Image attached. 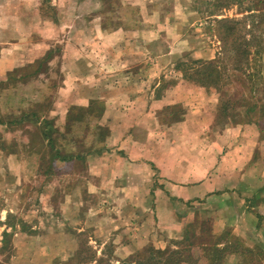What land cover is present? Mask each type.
I'll use <instances>...</instances> for the list:
<instances>
[{"label":"crops","instance_id":"obj_1","mask_svg":"<svg viewBox=\"0 0 264 264\" xmlns=\"http://www.w3.org/2000/svg\"><path fill=\"white\" fill-rule=\"evenodd\" d=\"M147 2L141 0L133 19L118 26L116 19L102 16L97 0H78L72 12L66 10V19H40L41 28L30 32L39 34L41 50L20 55L19 63L8 67L6 45L0 47L1 82L19 69L36 73L0 84V104L6 106L0 109V194L12 187L20 191L14 208L4 203L0 208V264H74L76 252L84 250L81 236L88 232L111 235L112 249L122 257L148 244L164 248L167 238L199 215L194 208L178 220L185 203L206 209L213 234L228 232L241 242L220 264H264L260 119L218 121L217 89L186 82L173 67L188 46L191 58L214 60V41L178 32L163 39L170 47L161 48L166 35L159 31L169 19H154L155 10L164 15L165 8ZM197 4L193 0L190 9L196 11ZM148 9L140 18L139 11ZM227 9L222 5L215 16L224 17ZM5 31L0 29V42L7 40ZM54 39L60 50L38 67ZM169 70L172 86L148 81L152 72L168 77ZM172 105L181 108L179 115L162 121L158 111ZM55 153L66 159H51ZM153 171L164 192L154 191L151 210ZM51 183L58 187L61 220L43 225L40 213L55 214L52 195L41 191L46 211L35 214L22 208V192ZM93 242L88 243L95 257L86 264H97L104 253L106 241ZM241 247L260 256L251 263ZM122 257L111 263L120 264ZM197 264L210 263L201 257Z\"/></svg>","mask_w":264,"mask_h":264},{"label":"rangeland","instance_id":"obj_2","mask_svg":"<svg viewBox=\"0 0 264 264\" xmlns=\"http://www.w3.org/2000/svg\"><path fill=\"white\" fill-rule=\"evenodd\" d=\"M81 1L83 3L93 2V0ZM140 1L141 0H97V3H99V5L102 7V16L104 18H114L116 19V22L120 23V25L118 26H121V23L125 22L126 19H133L134 12H136L134 11V8L137 7ZM192 1L193 0H149V4L146 0L148 5L150 6L157 4L158 7H162L163 9L165 8V11L162 10V12H165L164 15H161L159 10H155L156 15L154 16V19H160L161 21L163 19H169L168 25H164L165 27H163V29L159 31L160 34L166 35L162 37L160 47L164 48V46L168 44L167 41L163 39H170V36L172 38L176 34L179 35V33L186 35H195L198 33L200 39L201 35L211 36L210 38L214 41V48L218 52V56L214 60H210L213 61L211 64L207 63L209 60H205L202 58L200 60H196L191 58L189 56L191 48H189L188 46V49H184V52H186V54L182 56L183 58H179L177 61L175 60V62H173V67L183 72L182 79L184 81L195 83L206 88H214L213 85L208 86L204 84L208 81L207 79L209 74L207 72L214 71V68H216V70L221 73L223 81H227L228 83L233 81L232 84L228 86L230 88V92L229 94L227 93L231 100H235L238 102L243 97H245L250 102L255 101V96H260H258V94H255V96H253L254 93H250L249 91H247L244 95L243 87L241 88L240 84L235 82L234 79H236V76L238 77L241 74L242 70L240 67L244 69V72L246 71V73H250L253 75L259 69L260 65L264 78V0H194L195 2H198V8L196 9V11L190 9ZM76 2H78V0H0V29L2 31L6 30L5 35L7 36V40H2L0 42V47L6 45L7 48V57L5 60L6 62L2 60L0 61V63L5 62L6 65L10 67V65L19 63L20 55L31 52L37 48H42L43 44L39 45V42H42L40 38L39 41L36 42V36L39 37V34H37V32H34L33 35H30V32L32 30L36 31L38 30V28H41L40 23H42L43 21H41L40 19H63V17L64 19H66V17L68 16H66V12H68L66 10L69 9V11L72 12L74 10L73 4H76ZM66 4H68L69 6L67 7ZM184 5L187 6V9L181 8L184 7ZM222 5H225V7H227L228 9L225 11V16L221 17L220 19L230 18L232 19V22H218V20L220 19H218L215 15H218V13L220 12V7ZM248 7L255 9L253 14L245 11V8ZM139 12V17L142 18L143 15L147 12L150 13V9L141 10ZM87 15L88 14H86V16ZM83 16L84 14L82 15V17ZM262 18L263 20H261ZM196 23L198 24L196 25ZM228 24L229 26H234L233 33H228ZM3 27H5L6 29H3ZM2 33L3 32H1V34ZM55 41L56 40L54 39L51 43L49 42L48 47L50 45H53ZM202 43H204V40H201L200 44ZM205 44L206 43H204L202 46H204ZM169 45L170 43L166 45V47H170ZM153 48L156 49L155 45ZM243 48L248 49L249 53H235V50ZM258 48H260V53L255 54V51ZM50 49L58 52L60 50L59 43L53 45ZM261 54L262 57L260 61L259 56ZM245 57L248 58V63L242 64ZM146 61L148 65L149 63L152 64L154 59H148ZM54 65H57L56 62L50 66ZM245 67H247L246 70ZM167 72L168 73L166 74L168 77H164L163 73L154 71L152 72L151 77L148 81L151 84H155L158 82L160 83L159 87H163L164 89H166L167 87H170L174 84V78L171 77L173 75L171 74L173 70L172 72L170 70ZM20 73L21 72H19L18 74L8 75L7 82L4 83L8 85L15 83L17 78H21L23 76ZM184 73H187V75H189L190 77H185ZM231 73H233L234 76L228 77L231 75ZM211 74L213 75V72H211ZM55 78L56 75L53 74L51 79ZM246 78L248 79V77ZM252 83V78L246 81V84L248 86H250ZM217 92L220 93L219 103L217 107V119L218 121H221L224 118L227 119V117L223 115V112L219 110V107L220 109H222V104H225L224 101L228 96H224L223 94H221V91L217 90ZM5 108L6 106L4 104H0V109L2 111H4ZM229 108L230 114H235L237 118H242L245 120H255V117H258L257 113L252 112L248 114L245 107L238 106L237 104L236 107ZM180 111V107L172 105V107L166 106L165 108H162L158 111V113L162 121H167L170 119V116L172 117V115L178 116ZM152 178V198L149 205H151V210H154V191L160 188L164 192V188L158 183V179L160 177L158 176L157 172H154ZM50 185L51 186H40L39 184H33L32 186L24 187L22 192V208L24 209V211L34 210L35 214H38L40 211H46L42 207L44 206V204L41 202V199L38 198L41 196V191H47L52 195L56 209L54 211L55 214L48 216L42 215L40 213L38 216L41 222H38L39 224L42 223L43 225L52 220H61V216L57 215L58 213H60L59 209L57 208L58 200L60 198L58 187H55L53 183H51ZM16 191L17 192H15L12 187L10 189L4 190L3 193L0 194V208L2 207V203L5 204L4 206H6V208L8 206L10 208H14L17 205L13 201L15 199V195H19L20 191H18V189ZM185 204L187 208L177 213V216L179 217L178 220H182V216L190 213L194 208L200 210V212H198L199 215L198 217L189 218L187 222L183 223L182 228L177 231L175 235L173 234V236L167 238L165 240L166 247L159 248L157 245L154 246L153 244H148L145 248L136 250L128 256L122 257V254H120L119 252L115 253L114 249H112L113 245L110 242L112 237L111 235H101L95 232H88L86 233V235L84 234L83 236H81L82 246L84 248V250H81L80 254L81 257L84 258V262L82 264H86L89 256L93 251L95 252V250L89 248V245L93 244L88 243L89 241H91V243H94V240L97 242L106 241V245L103 248V256H100L103 259L102 264H112L111 260L113 257H116V255L122 257V262L124 264L132 255L137 256L138 254L140 256L139 258L143 261L145 260L146 264H154V261H156V256L155 254L148 252L152 249L165 251H167V249H177L182 253L184 252L183 250H187L188 253L190 252L192 255L190 259V261H192L191 264H197V261L201 257L209 256V248L212 247L213 242L216 240V236H214V238H211L210 234H220L212 233V219L208 217L206 209L203 208V206L198 205L197 203L192 205L189 203ZM197 205L199 206V208ZM4 206L3 208H5ZM190 223L193 224L190 225ZM195 223H197V226H195ZM201 223L204 224L199 226V224ZM200 228L202 230H200ZM185 236L187 237V240L184 238ZM224 237L225 238L223 241L231 242V244L227 245L230 248L239 246L241 243L238 238H236V236L232 234L224 235ZM190 243L192 244L190 245ZM219 247L223 246L221 245ZM240 249L247 255L248 259L251 260V263H254L255 259L260 256V252L256 253L254 251L245 250L242 247ZM130 263L134 264L132 260H130ZM182 264L190 263L183 262Z\"/></svg>","mask_w":264,"mask_h":264},{"label":"trees","instance_id":"obj_3","mask_svg":"<svg viewBox=\"0 0 264 264\" xmlns=\"http://www.w3.org/2000/svg\"><path fill=\"white\" fill-rule=\"evenodd\" d=\"M245 11L249 12L250 14H253L255 9L248 7V8H245ZM261 20H263V18ZM218 22L229 23V22H232V19H230V18L220 19V20H218ZM227 26H229V24ZM231 26L228 27V29H229L228 33L229 32L233 33L234 26L233 25H231ZM249 41H250V39H249ZM235 53L236 54H239V53L248 54L249 51H248V49L243 48V49L235 50ZM259 53H260V48H258L255 51V54H259ZM52 54H53V50L49 49L45 53V55L40 60H38V62H37L38 67L42 68L43 66H45L46 65L45 63L51 58ZM261 57H262V54L259 56L260 61H261ZM212 62L213 61H208L207 63L211 64ZM247 63H248V58L245 57L244 62L242 64H247ZM240 68H241L242 72L238 77L236 76V79H234V81L239 83L241 88L243 87L244 95L247 91H249L250 93H252V92L254 93L253 96H255V94H258V96H260V97L255 96L256 99L253 102H250L245 97H243L238 102L235 100H231V98L227 95V93H228V89H229L228 86L231 85L233 81L230 83H228L227 81H223L221 73L219 71H217L216 68H214V71H211V72H213V75L211 74V72H207L209 74L208 79H207L208 81L204 85H208V86L213 85L214 88H216L218 91H221V94H223L224 96H228L227 99H225V101H224L225 104H222V109H220V107H219V110L223 112V115L225 117L229 118L231 121L239 120L240 118H237V116L235 114H233V115L230 114V108L229 107H236V104L238 106H243L246 108V112L248 114H250L252 112L258 114V118L260 119V122L262 125V130H263L264 129V87H263L264 78H263V74H262L261 65L259 66V69L253 75L250 73H246V71L244 72L243 71L244 69L242 67H240ZM246 69H247V67H245V70ZM207 70H209V69H207ZM19 72H21L20 69H19ZM11 74H16V73L11 72L9 75H11ZM20 74H22V73H20ZM35 74H36L35 72L34 73L30 72L28 74H22L23 76L21 78H17V79H21V80L25 81L26 79L32 77V75H35ZM184 75H185V77H188V78L190 77L189 75H187V73H184ZM233 76H234V74L231 73V75L228 77H233ZM228 77H227V79H228ZM246 77H248V79ZM251 78L253 79V83L250 86H248L246 84V81L251 79ZM0 84L3 85L4 82L0 81ZM252 120L253 119H248L247 122L252 121ZM51 157H52L51 159H59V160H65L66 159V157H64V156L60 157L58 155V153L52 154ZM192 224L193 223H190V225H192ZM202 224H204V223L199 224V226H201ZM195 226H197V223H195ZM200 230H202V229L200 228ZM224 235H229V234L227 232L226 233L223 232L220 235L210 234L211 238H214V236H216V240L213 242L212 247L209 248V256H206V258L208 259L210 264H220L222 262V260L224 259V257L228 253L238 251L237 250L238 246H234L232 248H230L227 245H224L223 247L218 246V244L225 242V241H223L225 238ZM7 236H8V233L4 232L3 233V240H5V238H7ZM184 238L187 240L186 236ZM191 244L192 243H190V245ZM205 250H207V249H205ZM183 251L184 252L182 253L181 251H178L177 249H171V250L167 249V251L152 249V250H149L148 252L155 254V256H156L155 260L156 261H154V264H182L183 262H188L191 264L192 263V261H190L191 256H192L191 253L190 252L188 253L187 250H183ZM80 254H81V250L76 252L74 264H81L84 262V258H82ZM94 257H95V255L91 254L88 259L92 260V259H94ZM139 257H140L139 254L137 256L132 255L129 258V260L126 261V263H124V264H131L130 260H132L134 262V264H146L145 260L143 261ZM136 258H138V259H136ZM102 261H103L102 257H99L96 259L97 264H102ZM120 264H123V262H121Z\"/></svg>","mask_w":264,"mask_h":264}]
</instances>
